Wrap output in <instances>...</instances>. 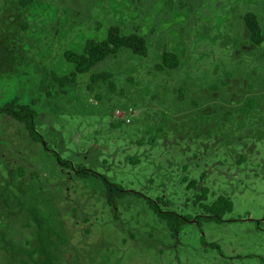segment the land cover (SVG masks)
<instances>
[{
  "label": "rangeland",
  "instance_id": "rangeland-1",
  "mask_svg": "<svg viewBox=\"0 0 264 264\" xmlns=\"http://www.w3.org/2000/svg\"><path fill=\"white\" fill-rule=\"evenodd\" d=\"M246 13L264 33V0H0V106H33L46 146L0 117V264H264V42ZM111 26L149 55L53 80ZM165 48L177 69H156ZM92 173L126 192L115 207ZM220 196L233 211L206 220ZM148 200L184 220L176 239Z\"/></svg>",
  "mask_w": 264,
  "mask_h": 264
},
{
  "label": "trees",
  "instance_id": "trees-1",
  "mask_svg": "<svg viewBox=\"0 0 264 264\" xmlns=\"http://www.w3.org/2000/svg\"><path fill=\"white\" fill-rule=\"evenodd\" d=\"M31 2L32 0H21L23 6H27ZM243 20L250 33L252 42L258 46L261 45L264 42V33L257 15L254 13H246L243 16ZM123 49H128L140 57H147L149 55L147 40L139 32L138 28L128 35H123L119 26H111L108 30L106 39L100 41L94 39L88 40L82 53L74 51L66 52L65 59L75 66V71L70 75L62 77L53 73L52 78L55 82L60 84L61 87L73 84L76 82L79 74L89 72L95 65L110 56H116ZM179 66L180 60L178 56L165 48L162 54V64L157 65L156 69L158 71H169L177 69ZM101 79L104 82L109 83L112 90L115 89L114 82L109 81L111 79L110 74L102 73L92 76L93 83H97ZM179 91L181 94H184L183 88ZM36 113L37 110L33 106L21 102L18 99H13L0 106V117L8 116L18 121L28 131L30 137L35 142L41 143L45 146L42 137L35 129ZM60 163L62 164V162ZM77 175L80 177H87L85 171L82 172L81 170L77 172ZM92 175L104 182L108 205L115 207L116 202L126 195V192L121 187L107 181L105 177H101L95 173H92ZM196 184L197 181L190 182L192 188L196 187ZM136 195L140 197L139 194L136 193ZM207 197L208 189L202 188L201 194L197 197V201L200 203L206 200ZM148 204L158 217L167 222L172 236L176 239L184 220L174 212L161 211L159 205L150 200H148ZM204 208L211 215L210 217L205 218L206 220L219 222L221 221L223 214L233 211V202L228 197L220 196L212 204L204 206Z\"/></svg>",
  "mask_w": 264,
  "mask_h": 264
}]
</instances>
